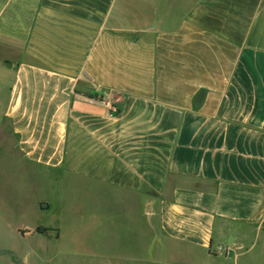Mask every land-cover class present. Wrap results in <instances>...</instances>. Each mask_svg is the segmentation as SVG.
Masks as SVG:
<instances>
[{"label":"crops","instance_id":"obj_1","mask_svg":"<svg viewBox=\"0 0 264 264\" xmlns=\"http://www.w3.org/2000/svg\"><path fill=\"white\" fill-rule=\"evenodd\" d=\"M1 183L0 264H264V0H0Z\"/></svg>","mask_w":264,"mask_h":264},{"label":"rangeland","instance_id":"obj_2","mask_svg":"<svg viewBox=\"0 0 264 264\" xmlns=\"http://www.w3.org/2000/svg\"><path fill=\"white\" fill-rule=\"evenodd\" d=\"M14 170V169H13ZM12 175V179H10L11 181V189L12 191L15 190L16 192L19 191V173H17V171H13L12 173H10ZM3 184H0V192H3L4 188H3ZM27 189L29 190V185L27 184ZM59 192V191H58ZM57 192H54V194ZM0 193V245L3 244L4 242H8V243H13L16 245L15 249L17 251H21V248L18 247L17 242H13V235L10 234L9 232H5L4 229H8V223H7V219L12 223V224H18L20 221V213L25 212V207L23 204H15L14 206V211L12 213L9 212V208L5 207V202L2 199ZM61 203V197H60V192L59 194L54 196L53 199V204L54 205H58ZM10 213L9 216H7ZM5 215L7 216V219L5 217ZM49 216V215H48ZM26 217H29V215H27ZM48 219L51 222H59L60 220V241L62 243H66V242H70V241H80L82 244H84L85 246H89V243L87 242H98V241H103V240H121V242L124 243L125 247H124V254L125 253H133L134 251L137 252V249H133V245L135 243V241L137 239H142V238H138L137 233H133V232H117V233H113V232H106L102 229H98V225L99 224H94L95 226H92L90 221L88 222L87 225L84 221L82 222V217L77 215V216H65V214L63 213V215L60 214L59 215H52L49 216ZM91 219H97L96 216L91 217ZM156 238H159L161 235L158 232V229L156 227ZM116 235V236H115ZM140 241V240H139ZM227 242V241H226ZM229 244H232V240H228ZM31 243H28V245H30ZM218 248V247H217ZM213 249V251H216L218 249ZM2 249V248H0ZM31 249V248H30ZM96 249V248H95ZM95 249H86L84 250V248H79L80 252H82V254H73V257H86L87 255L83 253V251L86 252H93L92 250L95 251ZM98 249V248H97ZM26 250H29V248H27ZM60 250V249H59ZM51 251V249H48V253ZM53 251L55 252L56 249L53 248ZM219 252H222V254H207L206 252H201L200 249H195V248H188V247H182V248H171L170 249V253H166L164 254L166 256V260L171 259L172 263L177 262V264H189L190 261H194L197 257H201V262H198V264H218L219 261H221L222 258H225L226 256L224 254H226V250L224 247H220L219 248ZM211 256H216V260H213V262L211 260H209L207 262L206 259H204V257H211ZM251 257L257 258V259H263L264 260V250H262L261 248H256L254 251H252V253L250 254ZM221 258V259H220ZM181 259V260H180ZM242 259V257H241ZM180 260V261H179ZM225 261V259H224ZM231 260H229L230 263ZM180 262V263H179Z\"/></svg>","mask_w":264,"mask_h":264}]
</instances>
